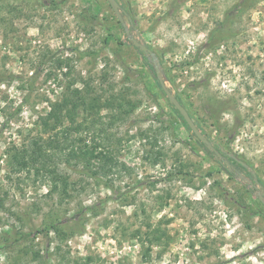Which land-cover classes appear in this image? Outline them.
Returning <instances> with one entry per match:
<instances>
[{
    "label": "rangeland",
    "instance_id": "rangeland-1",
    "mask_svg": "<svg viewBox=\"0 0 264 264\" xmlns=\"http://www.w3.org/2000/svg\"><path fill=\"white\" fill-rule=\"evenodd\" d=\"M116 1L222 163L106 0H0V264H264V0ZM56 104L95 159L14 165Z\"/></svg>",
    "mask_w": 264,
    "mask_h": 264
},
{
    "label": "trees",
    "instance_id": "trees-1",
    "mask_svg": "<svg viewBox=\"0 0 264 264\" xmlns=\"http://www.w3.org/2000/svg\"><path fill=\"white\" fill-rule=\"evenodd\" d=\"M51 1L52 0H50V2ZM138 51L141 54H143L140 50ZM60 107L61 105H58V104L52 106L51 111L48 113L47 117L44 119V122L42 124L44 133H48L50 131L51 132L56 131L57 125L59 123L60 124L62 123L61 112L59 111ZM73 129L75 131L77 128H73V127L64 128L62 130V134L64 133L63 134L64 137L61 141L59 140L58 135L55 134L56 132H54L52 136L46 138L45 140L39 139V141L32 142L30 144L32 148H30L29 150L23 149L25 147H23L21 150H18L15 148L11 156L14 161V165L20 168H25L30 165L33 167V165L39 164L41 172L44 171V174H48L51 177V175L53 176L54 171L50 167H52V163H53L52 160L56 152H59V154H61L62 159H65L66 162H69L70 160H74L78 158H84V157H86L88 160L95 159L96 155L94 151L96 148L93 149L92 147L87 146L84 143L85 140H83L82 138H75V139L69 138L71 136H68V134L71 133ZM195 141L201 147H203V151L207 155L214 157V152L209 151L206 148H204L205 146L199 141L197 140ZM105 156L109 158L108 153H105L103 158H106ZM217 161L219 163H222L221 160H217ZM238 166L241 167L242 164L238 163ZM36 171L40 172L39 169H37ZM58 181H59L58 177L51 178V188H53L54 190L57 189V187H59ZM62 183L66 184L64 181L63 182L61 181V184ZM65 187L66 185H63V189H62L63 192L65 190ZM52 228L53 226L46 227L45 232L48 233L49 231H51ZM25 237L26 236L17 237L11 242H9L8 239L4 238V241L8 246V245H13V244H16L17 242H20Z\"/></svg>",
    "mask_w": 264,
    "mask_h": 264
},
{
    "label": "water",
    "instance_id": "water-1",
    "mask_svg": "<svg viewBox=\"0 0 264 264\" xmlns=\"http://www.w3.org/2000/svg\"><path fill=\"white\" fill-rule=\"evenodd\" d=\"M106 1L109 4V6H110L111 10L113 11V13L116 15L118 22L122 25V27H123V29L125 31V34H126L127 38L129 39V41L132 43L133 47L138 49V50H140L144 54V56L149 61H151L154 64L156 77H157V79H158V81L160 83V86H161L165 96L167 97L169 103L181 115V117L183 118L184 122L186 123V125L189 128V130L191 131L193 137L195 138V140H197L200 143H202L207 150L214 152V159L216 161L220 160V156L213 150V148L211 146V143L207 140V138L198 130V128L196 127V125L192 121V119L189 116V114L186 111V109L178 102V100L174 97V95L164 85L163 80H162L161 71L159 69V65L157 63V59L154 56V54L150 51V49L147 46H145L141 42H138L135 38L131 37L130 30L128 28V23H127L128 20L124 16V13L121 12V9H120V6H119L118 2L116 0H106ZM217 163L219 164L218 161H217ZM259 199L262 200V197H259Z\"/></svg>",
    "mask_w": 264,
    "mask_h": 264
},
{
    "label": "flooded vegetation",
    "instance_id": "flooded-vegetation-1",
    "mask_svg": "<svg viewBox=\"0 0 264 264\" xmlns=\"http://www.w3.org/2000/svg\"><path fill=\"white\" fill-rule=\"evenodd\" d=\"M228 166V165H227Z\"/></svg>",
    "mask_w": 264,
    "mask_h": 264
}]
</instances>
